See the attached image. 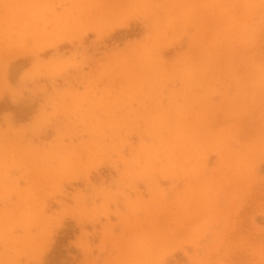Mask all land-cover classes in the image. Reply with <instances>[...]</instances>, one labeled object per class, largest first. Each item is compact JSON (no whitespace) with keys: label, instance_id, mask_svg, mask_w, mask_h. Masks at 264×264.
Returning a JSON list of instances; mask_svg holds the SVG:
<instances>
[{"label":"rangeland","instance_id":"rangeland-1","mask_svg":"<svg viewBox=\"0 0 264 264\" xmlns=\"http://www.w3.org/2000/svg\"><path fill=\"white\" fill-rule=\"evenodd\" d=\"M3 60L0 264H264V0H0Z\"/></svg>","mask_w":264,"mask_h":264},{"label":"bare ground","instance_id":"bare-ground-1","mask_svg":"<svg viewBox=\"0 0 264 264\" xmlns=\"http://www.w3.org/2000/svg\"><path fill=\"white\" fill-rule=\"evenodd\" d=\"M120 1V0H119ZM15 45V44H14ZM16 45H19V44H16ZM21 48H22V46H21ZM19 49H20V47H19ZM19 49H17V47H16V49H12L13 51L15 50V52H13V53H16L15 55H18V53H23L24 52V50H20L19 51ZM10 57H11V55H10ZM14 57V56H13ZM2 65H3V63H4V60L3 61H1L0 62ZM1 92V91H0ZM261 136V135H260Z\"/></svg>","mask_w":264,"mask_h":264}]
</instances>
